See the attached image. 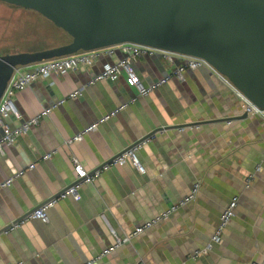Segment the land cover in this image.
Listing matches in <instances>:
<instances>
[{"label": "crops", "instance_id": "1", "mask_svg": "<svg viewBox=\"0 0 264 264\" xmlns=\"http://www.w3.org/2000/svg\"><path fill=\"white\" fill-rule=\"evenodd\" d=\"M121 58L104 57L93 68L40 80L15 96L20 119L7 121L11 129L83 89L0 154V185L24 171L0 189V264H85L113 246L112 232H134L196 185L194 201L96 264H264V168L256 173L264 159V118L247 114L243 95L208 68L187 71L184 81L171 77L147 97L125 76L91 84L105 64ZM178 64L145 57L135 69L150 85ZM124 104L83 141L68 144ZM141 142L137 155L145 174L130 161L102 169ZM74 160L88 173L103 170L80 189L81 199L59 200L47 224L30 220L6 232L75 182ZM234 197L238 206L222 241L200 254Z\"/></svg>", "mask_w": 264, "mask_h": 264}, {"label": "water", "instance_id": "2", "mask_svg": "<svg viewBox=\"0 0 264 264\" xmlns=\"http://www.w3.org/2000/svg\"><path fill=\"white\" fill-rule=\"evenodd\" d=\"M0 2L34 11L71 37L65 46L0 57V100L17 67L135 44L204 60L264 110V0Z\"/></svg>", "mask_w": 264, "mask_h": 264}, {"label": "built area", "instance_id": "3", "mask_svg": "<svg viewBox=\"0 0 264 264\" xmlns=\"http://www.w3.org/2000/svg\"><path fill=\"white\" fill-rule=\"evenodd\" d=\"M117 54H121L122 58L113 63L105 64L102 67L100 73H98L92 80L91 84H96L99 82H118L120 78L126 77V79L135 88L138 96L147 97L154 94L156 91L164 87L170 81L171 77H176L180 81H184L185 73L187 71H197L202 68H208L215 71L207 62L202 59L181 56L155 48L135 45V44H122L115 47H110L106 49H100L91 52H79L71 56L56 58L48 60L42 63L34 64L28 67H17L14 69L12 78L10 79L6 91L0 100V131H3V135L0 138V154L4 151L5 147L14 146L18 139L22 136L27 135L30 130L37 127L44 117L49 116V114L64 105L68 101H74L82 96L83 89L72 92L66 98L54 103L51 107L45 108L36 117L29 119L21 124H19L14 129H11L7 124L9 120H19V110L16 105L15 96L22 91L30 88L36 82L40 80H48L54 75L65 76L69 73L75 72L81 68H93L98 62H100L104 57L112 58ZM145 57H160L165 61L170 63L179 62L176 66L172 75L165 78L157 80L150 85H145L137 75L135 64ZM216 72V71H215ZM245 101V112L249 115L259 116L264 118V110L258 109L252 103H250L244 96ZM127 107L124 104L111 112L110 114L104 116L97 123L85 128L82 132L74 136L68 141V144H73L76 142H81L84 140L85 136L95 132L100 124L109 121L111 118L117 116L122 110ZM146 142H141L136 144L123 154L116 157L110 164L102 167L103 170H107L111 166H124L128 161H130L134 167L141 174H145L146 170L141 165L138 159V151L143 148ZM53 154H48L44 157L45 160H49ZM76 180L59 194L56 198H53L43 204L40 208L33 211L26 218L20 222L12 224L6 232L14 231L18 229L22 224L30 220L40 221L44 224L49 223V211L58 203L59 200L66 199L68 197L74 198L75 200H80V189L87 184L94 183L102 173V169L97 170L93 173H88L79 164L77 160H74ZM35 165L30 166V170H33ZM264 168V159L261 164L257 166L256 173H260ZM24 171L18 173L16 176L9 178L0 185V189H5L10 187L17 178L21 177ZM255 175H250L247 179V184L253 181ZM199 185L193 188V191L189 196L184 198L177 206L171 207L169 210L159 214L152 220L148 221L145 225L137 228L134 232L121 237L112 232L114 238L113 246L97 256L89 260L85 264H96L98 261L107 257L111 253L120 249L122 246L131 243L134 239L142 235L145 231L151 230L153 227L159 225L162 222L167 221L172 214L177 212L181 207L187 206L192 201L195 200L198 194ZM238 206V197H234L227 208L221 215L220 221L215 228L214 234L211 238V242L206 246V248L199 252L200 254H208L213 250L214 245L219 244L222 241L223 234L230 223V221L235 217V211ZM259 264V263H252Z\"/></svg>", "mask_w": 264, "mask_h": 264}, {"label": "rangeland", "instance_id": "4", "mask_svg": "<svg viewBox=\"0 0 264 264\" xmlns=\"http://www.w3.org/2000/svg\"><path fill=\"white\" fill-rule=\"evenodd\" d=\"M0 57L35 53L65 46L71 37L40 14L2 3Z\"/></svg>", "mask_w": 264, "mask_h": 264}]
</instances>
